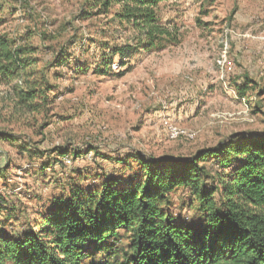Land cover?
Listing matches in <instances>:
<instances>
[{
	"label": "rangeland",
	"instance_id": "374dc122",
	"mask_svg": "<svg viewBox=\"0 0 264 264\" xmlns=\"http://www.w3.org/2000/svg\"><path fill=\"white\" fill-rule=\"evenodd\" d=\"M90 2L0 0V39L27 49L35 72H0V227L26 226L53 199L67 198L78 178L87 188L139 177L129 152L190 159L238 135L264 133V0L162 2L161 23L173 40L141 46L126 64L115 48L135 44L136 33L113 22L114 10L92 15ZM236 34L253 37L254 55L218 40ZM27 77L53 87L47 105L35 102L40 111L22 106L12 90ZM164 119L196 138H171ZM170 197L177 213L191 216V191Z\"/></svg>",
	"mask_w": 264,
	"mask_h": 264
},
{
	"label": "trees",
	"instance_id": "16d2710c",
	"mask_svg": "<svg viewBox=\"0 0 264 264\" xmlns=\"http://www.w3.org/2000/svg\"><path fill=\"white\" fill-rule=\"evenodd\" d=\"M90 1L92 15L114 10L113 22L136 33L135 44L115 48L122 64L141 46L173 40L159 15L169 0ZM26 50L0 39V72L10 68L12 78L33 72ZM52 88L29 77L12 86L34 111L48 104ZM128 154L142 167L139 177L87 188L78 178L68 197L53 199L38 219L0 227V264H264V133L238 135L190 159ZM178 189L196 199L191 216L174 209L170 196Z\"/></svg>",
	"mask_w": 264,
	"mask_h": 264
},
{
	"label": "crops",
	"instance_id": "0c3cea01",
	"mask_svg": "<svg viewBox=\"0 0 264 264\" xmlns=\"http://www.w3.org/2000/svg\"><path fill=\"white\" fill-rule=\"evenodd\" d=\"M232 36V35H231ZM236 36V37H235ZM235 36H232V37H230V38H220V39H218V40H224L225 41V43H224V46H231V47H237L238 48V51H240V52H242L239 48H243V49H247V53H249V52H251L252 54L251 55H254L255 54V51H254V47H253V43L251 42V39L253 38V37H251V35H249V34H236ZM248 37V38H247ZM251 37V38H250ZM247 38V40L249 41L250 40V43H246L245 45H243V43H235L234 45L232 44V43H228V41H230V40H240V39H246ZM240 58H241V56H237V61L238 62H240ZM249 57L247 56L246 57V59H248ZM245 59V60H246ZM251 64H249V65H244L245 67L246 66H250L251 65V67H252V62H250ZM246 64H248V62L246 63ZM251 67H246V69H248L249 70V68H251ZM33 218H35V219H38L39 218V216H36V215H34L33 216ZM34 219V220H35Z\"/></svg>",
	"mask_w": 264,
	"mask_h": 264
},
{
	"label": "built area",
	"instance_id": "2783aa9c",
	"mask_svg": "<svg viewBox=\"0 0 264 264\" xmlns=\"http://www.w3.org/2000/svg\"><path fill=\"white\" fill-rule=\"evenodd\" d=\"M116 67V64L114 65ZM164 127L173 139L185 138L193 140L196 138V133L192 130L182 128L169 119H164Z\"/></svg>",
	"mask_w": 264,
	"mask_h": 264
}]
</instances>
